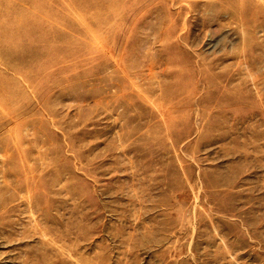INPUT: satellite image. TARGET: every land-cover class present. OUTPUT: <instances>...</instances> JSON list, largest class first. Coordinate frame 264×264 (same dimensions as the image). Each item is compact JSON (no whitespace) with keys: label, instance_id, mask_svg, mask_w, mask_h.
I'll use <instances>...</instances> for the list:
<instances>
[{"label":"rangeland","instance_id":"obj_1","mask_svg":"<svg viewBox=\"0 0 264 264\" xmlns=\"http://www.w3.org/2000/svg\"><path fill=\"white\" fill-rule=\"evenodd\" d=\"M0 264H264V0H0Z\"/></svg>","mask_w":264,"mask_h":264}]
</instances>
